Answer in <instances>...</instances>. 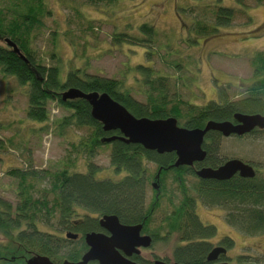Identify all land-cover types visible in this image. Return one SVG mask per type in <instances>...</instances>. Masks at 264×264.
<instances>
[{
    "label": "rangeland",
    "instance_id": "rangeland-1",
    "mask_svg": "<svg viewBox=\"0 0 264 264\" xmlns=\"http://www.w3.org/2000/svg\"><path fill=\"white\" fill-rule=\"evenodd\" d=\"M216 1L117 0L91 5L85 0H0V18L3 27L18 21L20 29L31 28L29 34L20 29L16 34L26 36L34 63L57 67L61 80L68 71L78 68L88 75L121 81L122 89L145 102L148 89L134 70L136 64L143 63L152 66L155 74L169 77L171 94L175 93L181 102L201 106L216 100L219 89L230 99L242 97L264 75L263 71H255L258 55H264V4L257 0H220L223 6L237 9L230 25L220 27L214 34H196V22L212 23ZM35 5L39 6L36 23L21 24L27 18L28 7ZM145 22L156 28V34L154 42L142 48L136 45L142 42H134L133 38H142L138 26ZM118 33L128 34L135 45L127 39L114 42V34ZM4 37L10 39L8 34ZM3 39L0 38V45L9 47ZM146 49L151 51L150 55ZM27 92L28 85H20L15 77L0 72L1 198L13 206L19 201L21 180L11 174L12 170L24 173L22 184H30L28 189L34 198L45 194L49 201L53 197L49 175L56 171L84 172L89 162L97 166L98 178L118 179L124 174L113 169L109 145L98 146L93 157L87 159L79 146L92 129L72 125L61 128L59 120L69 111L56 101L47 102V121L29 119ZM219 157L251 163L264 174V141L250 135L222 136ZM146 166L149 173L155 172L154 164ZM174 176L173 172L163 176L160 204L149 226L159 230L160 238L141 249V255L151 262L156 258L173 262V249L182 244L178 232H169L162 222L164 215L170 214L181 201ZM184 178L189 194L194 195L192 186L197 178ZM151 183L152 179L146 189V205L154 196ZM195 212L202 223L214 225V236L208 239L212 247L222 236L232 238V247L227 251L232 257L225 262L264 264V235L246 236L229 227L220 208L197 202ZM47 229L65 237L64 231ZM4 239L0 234L2 244Z\"/></svg>",
    "mask_w": 264,
    "mask_h": 264
},
{
    "label": "trees",
    "instance_id": "trees-1",
    "mask_svg": "<svg viewBox=\"0 0 264 264\" xmlns=\"http://www.w3.org/2000/svg\"><path fill=\"white\" fill-rule=\"evenodd\" d=\"M85 1L97 5L117 0ZM257 2L264 4V0ZM38 9V5L29 6L27 16L24 15L27 18H24L21 24L36 23ZM236 13L237 9L223 6L218 0L213 11L212 23L204 21L202 23V20L196 22L195 33L214 34L220 27L230 25ZM2 23L0 18V36L5 41L4 36L8 34L26 61L11 47L0 45V72L15 77L20 85H28L27 117L39 122L47 121V102L56 101L58 106L69 111L68 115L59 120L61 128L72 125L92 129L87 139L80 142L79 146L81 152L87 155V159L93 157L98 146L109 145L113 169L118 174L123 172L124 174L118 179L98 178L97 166L89 162L86 163L84 172L66 169L56 171L49 175L50 192L53 194L49 201L45 194L34 198L28 189L30 184L24 186L22 184L24 173L12 170L11 174L20 178L21 188L19 201L15 206L0 197V234L5 237V242L3 244L0 242V260L5 257L6 260L3 262L21 264L20 256L26 259L46 256L56 264L65 259L77 261L87 250L84 235L88 232L103 231L98 223L103 215H115L126 225L141 224L142 233L149 235L152 242L159 239V230H151L149 226L153 221V213L160 204L163 176L171 172L175 175L174 180L180 189L181 201L170 214L164 215L162 222H165L169 232H178L179 240L182 242L173 249V262L212 264L206 260V256L212 248L208 239L214 236L215 228L214 225L200 221L195 212L197 202L207 207L222 209L226 224L246 236L264 235V174H261L257 166L246 162L255 170L252 178L235 175L231 179L218 181L199 179L195 175V170L202 166L216 168L227 160L219 157L222 137L220 133L209 131L205 134L202 148L206 151V156L202 162L193 166L174 167L172 166L176 159L174 152L158 154L156 151L144 149L140 144L120 140L101 142L104 137L118 132L103 131L102 125L91 117L90 106L84 99L65 101L61 99L62 90L70 87L79 88L84 92H105L137 118L174 117L181 127L203 128L209 120L233 121L235 113L264 114V75L255 80L242 97L230 99L225 92L220 94L222 89H219L216 100H209L206 104L197 106L185 104L175 93L171 94L168 76L155 74L150 65L136 64L134 70L141 75V81L148 89L145 92L146 100L142 102L133 97L128 89H122V82L115 78L88 75L76 68L68 71L65 79L61 80L57 67L34 63L26 36L16 34L20 29L18 21L10 22L4 27ZM30 29L27 26L20 29V32L29 34ZM155 29L152 24L141 23L138 31L143 36L133 40L142 43L136 45L142 48L147 44L150 46L154 42ZM126 39L131 42L129 44L135 45L126 33L114 34L113 37L114 42ZM145 51L146 54H151V51L147 49ZM255 66L256 72H264V55H258ZM246 135L264 141V129L255 128L237 137ZM146 163L156 166L154 173H149ZM186 175L197 178L192 186L194 195L189 194L184 178ZM151 179L152 183H156L157 189L153 188L154 196L151 203L146 205V189ZM80 211L85 214L82 215ZM47 228L55 229V232H75L78 238L70 240L48 232ZM222 243L231 248L233 240L225 236ZM133 258L138 264H151L147 259L137 256Z\"/></svg>",
    "mask_w": 264,
    "mask_h": 264
},
{
    "label": "water",
    "instance_id": "water-1",
    "mask_svg": "<svg viewBox=\"0 0 264 264\" xmlns=\"http://www.w3.org/2000/svg\"><path fill=\"white\" fill-rule=\"evenodd\" d=\"M6 44L26 58L19 51L16 44L5 38ZM61 99H84L90 106L91 117L102 125L105 132L117 131L118 134L104 137L101 142L109 143L120 140L125 143L140 144L144 149L156 151L158 154L174 152L176 159L172 166H193L205 159L206 151L202 148L204 136L209 131H216L221 136H242L253 129H264V114L235 113L233 121H207L203 128L187 129L177 124L174 117L165 119L137 118L123 105L115 101L107 93L90 91L84 92L79 88L70 87L61 92ZM199 179H213L224 181L238 175L242 178H252L254 168L248 163L237 159H227L216 168L202 166L195 170ZM157 189L156 183L152 184ZM100 227L106 232H88L84 235L87 250L77 261L63 260L58 264H137L131 257L140 254V248H147L151 244L149 235H142V225H126L115 215H103L99 218ZM65 238L75 239L77 234L71 231L65 233ZM226 249L221 246L212 248L206 256L209 262L215 261L219 254H225ZM27 264H56L46 256H33ZM152 264H179L156 259ZM217 264H228L218 262Z\"/></svg>",
    "mask_w": 264,
    "mask_h": 264
},
{
    "label": "flooded vegetation",
    "instance_id": "flooded-vegetation-1",
    "mask_svg": "<svg viewBox=\"0 0 264 264\" xmlns=\"http://www.w3.org/2000/svg\"><path fill=\"white\" fill-rule=\"evenodd\" d=\"M153 184V183H152ZM100 226V225H99ZM101 228V227H100ZM102 229V228H101ZM103 230V229H102ZM98 232H104V233H106L104 230L103 231H98ZM75 233V232H74ZM77 234V233H76ZM141 234L142 235H144V233H142V230H141ZM145 235H147V234H145ZM225 236H228V235H225ZM225 236H222L219 240H218V244L216 245V246H221V247H224L225 249H226V253L225 254H219V256L217 257V259L215 260V261H212L211 263L212 264H217L218 262H225L224 260H229L232 256H229V255H227V251L230 249V247H226L225 246V244L224 243H222V239H223V237H225ZM228 237H230V236H228ZM77 238H78V234H77ZM77 238H75V239H77ZM231 238V237H230ZM75 239H73V240H75ZM232 239V238H231ZM71 240V239H70ZM4 241H5V239H4ZM151 244H152V238H151ZM151 244H150V246H151ZM149 246V247H150ZM216 246H214V247H216ZM214 247H212V248H214ZM148 248V247H147ZM211 248V249H212ZM141 249H145V248H140V254H138V255H135V254H133L132 255V259L133 260H135L133 257H135V256H137V257H140L141 259H145L142 255H141ZM210 249V250H211ZM20 258H21V264H27V260L29 259H26L25 257H21L20 256ZM156 259H159V258H156ZM156 259H154V260H156ZM6 260V258L5 257H2V259L0 260V262H3V261H5ZM153 260V261H154ZM163 260V259H162ZM136 262H137V260H135ZM152 261V262H153ZM163 261H165V260H163ZM152 262H151V264H152ZM166 262H168V261H166ZM228 263V262H227ZM137 264H138V262H137Z\"/></svg>",
    "mask_w": 264,
    "mask_h": 264
},
{
    "label": "bare ground",
    "instance_id": "bare-ground-1",
    "mask_svg": "<svg viewBox=\"0 0 264 264\" xmlns=\"http://www.w3.org/2000/svg\"><path fill=\"white\" fill-rule=\"evenodd\" d=\"M63 91V90H62Z\"/></svg>",
    "mask_w": 264,
    "mask_h": 264
}]
</instances>
